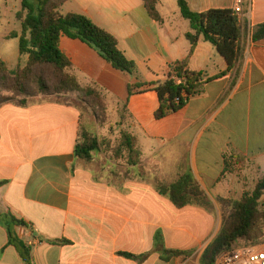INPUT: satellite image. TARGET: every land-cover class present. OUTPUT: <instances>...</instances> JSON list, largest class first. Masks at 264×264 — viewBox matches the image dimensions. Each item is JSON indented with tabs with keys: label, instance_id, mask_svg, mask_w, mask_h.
I'll return each mask as SVG.
<instances>
[{
	"label": "crops",
	"instance_id": "1",
	"mask_svg": "<svg viewBox=\"0 0 264 264\" xmlns=\"http://www.w3.org/2000/svg\"><path fill=\"white\" fill-rule=\"evenodd\" d=\"M10 1L19 0H0V25L2 4ZM187 1L196 13L234 6V0ZM72 2L75 6H67ZM64 6L69 7L66 14H83L115 36L143 82L165 81L170 66L189 55L190 22L177 0L171 11L157 0L159 20L150 16L144 0H71ZM245 10L242 25L247 24L248 32L240 64L229 70L216 48L201 39L190 69L206 79L220 77L184 109L157 120L156 92L130 97L126 127L142 152L135 166L99 150L89 161L76 155L84 126L78 105L46 99L0 107L1 221L12 216L28 224L17 226L14 234L31 248L33 264H201L222 226L218 198L240 199L264 177V40L251 38L252 30L264 23V0H252ZM22 34L23 27L4 36L7 49L0 50V58L7 65L9 47L16 44L20 53ZM67 39L64 45L60 39V48L83 86L97 84L106 98H121L118 91L126 88L125 99L115 107L118 121V105L137 81L87 44ZM182 175L199 185L208 206L177 208L160 194L158 182L171 184ZM2 223L0 264H25L15 247H6L8 232ZM163 249L187 254L163 260Z\"/></svg>",
	"mask_w": 264,
	"mask_h": 264
},
{
	"label": "trees",
	"instance_id": "2",
	"mask_svg": "<svg viewBox=\"0 0 264 264\" xmlns=\"http://www.w3.org/2000/svg\"><path fill=\"white\" fill-rule=\"evenodd\" d=\"M68 1L71 0H33V2L22 0V11L17 14L23 27L19 48L20 54H27L29 60L26 66H18L15 70H11L0 58V90L6 93L3 95L4 99L0 100V107L7 103L25 107L29 104L30 98L40 96L66 98L70 93L79 92L83 98L94 100L98 108L106 112L109 102L103 91L95 83L83 86L66 52L60 48V39L63 36L79 40L97 51L114 69L132 76L137 81L136 84L128 86L127 100L118 105L119 124L125 128L121 131L118 145L112 146L115 158H123L127 165L135 166L142 161V152L137 139L126 127L129 121L127 113L130 97L149 91L156 92L159 99V108L155 113L157 120H162L184 109L192 97L202 94L209 82L220 77L206 79L202 72L190 69V59L201 39L216 48L227 61L229 70L240 64L242 43L248 32L247 24L243 26L233 10L212 9L204 13H196L191 10L187 0H177L181 15L190 22L191 30L186 34L191 43L189 55L186 60L175 62L170 66L165 81L143 82L136 63L128 59L121 51L115 36L83 14L63 15L60 12L62 6ZM144 3L150 16L159 20L157 0H144ZM251 36L255 43L263 41L264 23L257 25L252 30ZM59 102L68 106L76 105L66 100H59ZM98 149L97 138L81 128L80 140L75 150L76 155L89 161ZM157 189L177 208L194 203L201 206L209 204L204 192L189 175H182L171 184L158 182ZM263 200L264 177L251 193L245 192L240 199L218 198L223 211L222 226L203 253L201 264H215L224 251L236 246L264 244ZM0 222L2 223L1 216ZM10 223L28 228L25 221L12 216L8 222L2 223L7 227L9 238L6 247H15L25 264H33L31 248L14 234ZM239 241H244V244L237 245ZM158 242L161 247V237L158 238ZM160 252L163 260L187 254L166 249ZM127 256L140 259L129 254Z\"/></svg>",
	"mask_w": 264,
	"mask_h": 264
},
{
	"label": "rangeland",
	"instance_id": "3",
	"mask_svg": "<svg viewBox=\"0 0 264 264\" xmlns=\"http://www.w3.org/2000/svg\"><path fill=\"white\" fill-rule=\"evenodd\" d=\"M166 10L171 11L170 4L171 2H174L176 4V0H164ZM33 2V0H31ZM76 3H70L67 6H75ZM67 8L69 7H62L60 12L65 15ZM22 10V1H10L8 5L2 4V12H3V18L2 23L0 25V50L4 51L6 48V40L4 39V36L7 35V33L11 31H20L22 29V25L18 22L16 18V14ZM103 27L112 30L111 26H108L106 24H103ZM63 45L64 40H69L67 37L63 36ZM64 47V46H63ZM8 59V65L11 67L12 70H15L18 66H26L28 63V57L26 55H21L17 49V45H14V48L9 47L8 49V55L5 56ZM127 76L131 77L127 74ZM34 92H37L36 89H33ZM118 95H121V98H114L113 96H109L108 102H109V108L105 112L101 111L98 108V104L89 98H83L81 94H76L75 97L70 96V93L66 98H51V97H35L30 98V101L33 100H46V99H52V100H66L68 102L75 103L78 105L81 109L82 113V122H83V129L91 134L94 138H97L99 143V151H101L105 156H107L110 159H115L117 161H121L125 163L126 161L123 160V158H115L113 147L118 145L121 138V129L119 128V120L116 121L115 119V107L116 104L120 100H124L127 94L126 88L123 86L121 91H118ZM6 93L0 90V100L4 99L3 95ZM95 152L93 153V155ZM141 163V162H140ZM165 183V182H161ZM170 184V183H165ZM251 193V192H249ZM228 199H234V198H228ZM237 200V199H234ZM264 201V200H263ZM222 211V209H221ZM9 217V216H8ZM221 220L223 221V211L221 215ZM10 227L14 233H16V227L12 223H10ZM219 233V232H218ZM244 244V241H239L237 245Z\"/></svg>",
	"mask_w": 264,
	"mask_h": 264
},
{
	"label": "built area",
	"instance_id": "4",
	"mask_svg": "<svg viewBox=\"0 0 264 264\" xmlns=\"http://www.w3.org/2000/svg\"><path fill=\"white\" fill-rule=\"evenodd\" d=\"M252 0H234L233 11L241 24L246 18L245 7L251 8ZM252 38V36H251ZM215 264H264V244L236 246L224 251Z\"/></svg>",
	"mask_w": 264,
	"mask_h": 264
}]
</instances>
